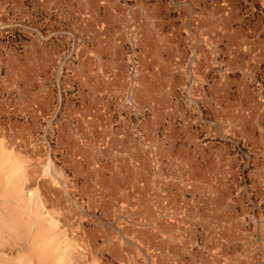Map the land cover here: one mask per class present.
Wrapping results in <instances>:
<instances>
[{
	"label": "rangeland",
	"instance_id": "rangeland-1",
	"mask_svg": "<svg viewBox=\"0 0 264 264\" xmlns=\"http://www.w3.org/2000/svg\"><path fill=\"white\" fill-rule=\"evenodd\" d=\"M263 56L264 0H0V264H264Z\"/></svg>",
	"mask_w": 264,
	"mask_h": 264
},
{
	"label": "bare ground",
	"instance_id": "bare-ground-1",
	"mask_svg": "<svg viewBox=\"0 0 264 264\" xmlns=\"http://www.w3.org/2000/svg\"><path fill=\"white\" fill-rule=\"evenodd\" d=\"M234 11H235V10H234ZM41 16H42V15H41ZM49 17H50V16H49ZM227 17H228V16H227ZM227 17H226V18H227ZM234 17H235V16H234ZM234 17H233V19H235ZM20 18H21V17H20ZM228 18L231 20V17H228ZM12 20H13V19H12ZM20 20H21V19H20ZM22 20H24V19H22ZM223 20L226 21V19H223ZM76 21H77V20H76ZM227 21H228V20H227ZM228 22H229V21H228ZM39 26H40V25H39ZM68 26H69V25H68ZM68 28H69V27H68ZM70 28H71V27H70ZM225 29H226V28H225ZM227 29H228V27H227ZM230 33H231V32H230ZM105 47H106V46H105ZM100 48H101V47H100ZM41 50H42V49H41ZM45 50H46V49H45ZM101 50H103V49L101 48ZM101 50H100V51H101ZM56 51H57V49H56ZM103 51H104V50H103ZM49 52H50V51H49ZM84 52H86V51H84ZM112 52H113V51H112ZM115 52H116V51H115ZM170 52H171V51H170ZM173 52H174V51H173ZM175 52H176V51H175ZM175 52H174V53H175ZM179 52H180V51H179ZM179 52H177V53H179ZM110 53H111V52H110ZM50 54H51V53H50ZM100 54H101V52H100ZM106 54H107V53H106ZM117 54H118V53H117ZM117 54H116V55H117ZM171 54H172V53H171ZM184 54H185V53H184ZM11 55H12V54H11ZM101 55H102V54H101ZM101 55H100V56H101ZM121 55H122V54H121ZM179 55H181V54H179ZM179 55H178V56H179ZM182 55H183V54H182ZM50 56H51V55H50ZM169 56H170V55H169ZM169 56H167V57H169ZM183 56H184V55H183ZM80 57H81V56H80ZM103 57H104V56H103ZM208 57H209V56H208ZM263 57H264V56H263ZM47 58H48V57H47ZM181 58H182V57H181ZM186 58H188V57H186ZM140 59H141V58H140ZM165 59H166V58H165ZM168 59H169V58H168ZM170 59H172V58H170ZM175 59H176V57H175ZM175 59H174V60H175ZM178 59H180V58H178ZM184 59H185V57H184ZM119 61H120V60H119ZM169 61H171V60H168V62H169ZM178 61H179V60H178ZM166 62H167V60L165 61V63H166ZM168 62H167V63H168ZM8 63H9V62H8ZM16 63H17V62H16ZM169 63H170V62H169ZM173 63H176V62H173ZM110 64H111V63H110ZM184 64H185V63H184ZM200 64H201V62H200ZM204 64H205V63H204ZM230 64H231V63H230ZM16 65H17V64H16ZM144 65H145V64H144ZM162 65H163V64H162ZM175 65H177V64H175ZM182 65H183V64H182ZM119 66H120V65H119ZM169 66H170V65H169ZM169 66H168V67H169ZM183 66H184V65H183ZM185 66H186V65H185ZM225 66H226V65H225ZM95 67H96V65H95ZM107 67H108V66H107ZM163 67H164V66H163ZM173 67H174V66H172V68H173ZM177 67H178V66H177ZM177 67H176V68H177ZM140 68H141V67H140ZM159 68H160V67H159ZM179 68H180V67H179ZM28 69H29V68H28ZM86 69H87V68H86ZM119 69H120V68H119ZM143 69H144V68H143ZM156 69H157V68H156ZM160 69H161V68H160ZM162 69H163V68H162ZM170 69H171V68H170ZM180 69H181V68H180ZM199 69H200V67H199ZM42 70H43V69H42ZM88 70H89V69H88ZM152 70H153V69H152ZM166 70H168V69H166ZM177 70H179V69H177ZM111 71H112V70H111ZM118 71H119V70H118ZM139 71H143V70H142V69H141V70L139 69ZM181 71H182V70H181ZM159 72H160V70H159ZM159 72H158V73H159ZM164 72H165V71H164ZM164 72H163V73H164ZM169 72H170V71H169ZM124 73H125V71H124ZM148 73H149V71H148ZM153 73H155V71H154ZM158 73L156 72L157 76H158ZM160 74H161V72H160ZM160 74H159V75H160ZM165 74H166V73H165ZM170 74H171V73H170ZM185 74H186V73H185ZM143 75H145V74H143ZM146 75H147V73H146ZM124 76H125V75H124ZM154 76H155V75H154ZM166 76H167V75H166ZM168 76H169V75H168ZM171 76H172V75H171ZM174 76H175V75H174ZM199 76H200V75H199ZM89 77H90V76H89ZM139 77H140V76H139ZM196 77H197V76H196ZM123 78H124V77H123ZM153 79H154V78H153ZM168 79H172V78L169 77ZM88 80H89V79H88ZM166 81H167V80H166ZM166 81H165V82H166ZM167 82H168V81H167ZM172 82H174V81L172 80ZM182 82H183V81H182ZM168 83H169V82H168ZM184 83H185V82H184ZM156 84H158V82H157ZM161 84H162V83H161ZM163 84H165V83H163ZM18 85H19V84H18ZM151 85H152V84H151ZM162 86H164V85H162ZM170 86H172V85H170ZM167 87H168V84H167ZM164 88H165V87H164ZM2 90H3V89H2ZM165 90H166V89H165ZM165 90H164V91H165ZM168 90H170V89H168ZM214 90H215V89H214ZM170 91H171V90H170ZM166 93H167V90H166ZM168 93H169V92H168ZM10 95H11V94H10ZM171 95H172V94H171ZM142 96H144V95H142ZM138 98H139V97H138ZM156 100H157V98H156ZM162 101H163V100H162ZM162 101H161V102H162ZM8 103H9V102H8ZM163 104H164V103H163ZM47 105H48V104H47ZM238 105H239V104H238ZM147 106H148V105H147ZM155 106H156V105H155ZM166 109H167V108H166ZM160 110H161V109H160ZM173 113H174V112H173ZM231 113H232V112H231ZM166 114H167V113H166ZM237 114H238V113H237ZM237 114H236V115H237ZM240 117H241V116H240ZM129 118H130V117H129ZM157 119H158V118H157ZM171 121H172V120H171ZM148 122H149V121H148ZM160 123H161V122H160ZM159 125H160V124H159ZM237 125H238V124H237ZM144 132H145V131H144ZM238 132H239V131H238ZM1 133H3V132H1ZM15 135H16V134H15ZM32 139H33V137H32ZM35 139H36V138H35ZM25 140H26V139H25ZM12 141H13V140H12ZM23 143H24V142H23ZM26 144H27V143H26ZM16 148H17V147H16ZM257 148H258V147H257ZM259 150H260V148H259ZM36 153H37V152H36ZM202 154H203V153H202ZM198 216H199V215H198ZM33 230H34V229H33ZM34 242H35V241H34ZM10 249H11V248H10ZM30 249H31V248H30ZM0 251H1V250H0ZM29 251H30V250H29ZM37 252H38V251H37ZM35 253H36V252H35ZM40 254H41V253H40ZM100 261H101V260H100ZM166 263H167V262H166ZM35 264H36V263H35ZM105 264H106V263H105ZM122 264H123V263H122Z\"/></svg>",
	"mask_w": 264,
	"mask_h": 264
}]
</instances>
